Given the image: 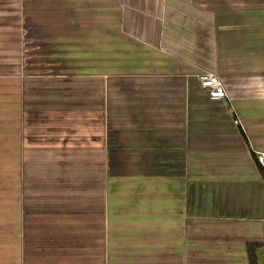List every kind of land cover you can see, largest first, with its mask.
<instances>
[{
	"label": "crops",
	"instance_id": "1",
	"mask_svg": "<svg viewBox=\"0 0 264 264\" xmlns=\"http://www.w3.org/2000/svg\"><path fill=\"white\" fill-rule=\"evenodd\" d=\"M260 153L264 0H0V264H264Z\"/></svg>",
	"mask_w": 264,
	"mask_h": 264
},
{
	"label": "built area",
	"instance_id": "2",
	"mask_svg": "<svg viewBox=\"0 0 264 264\" xmlns=\"http://www.w3.org/2000/svg\"><path fill=\"white\" fill-rule=\"evenodd\" d=\"M199 83L203 91L206 93L210 101L222 102L227 98V91L222 80L214 74H201L198 77ZM237 123V121H236ZM257 163L264 168V153L257 155Z\"/></svg>",
	"mask_w": 264,
	"mask_h": 264
},
{
	"label": "trees",
	"instance_id": "3",
	"mask_svg": "<svg viewBox=\"0 0 264 264\" xmlns=\"http://www.w3.org/2000/svg\"><path fill=\"white\" fill-rule=\"evenodd\" d=\"M260 246L258 245H248L247 251H248V257L250 264H258L257 256H256V250Z\"/></svg>",
	"mask_w": 264,
	"mask_h": 264
}]
</instances>
